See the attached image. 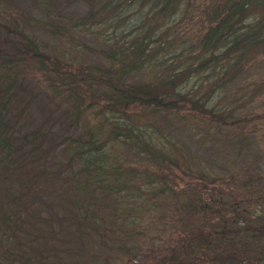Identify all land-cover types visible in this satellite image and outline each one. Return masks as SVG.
<instances>
[{"label":"trees","instance_id":"16d2710c","mask_svg":"<svg viewBox=\"0 0 264 264\" xmlns=\"http://www.w3.org/2000/svg\"><path fill=\"white\" fill-rule=\"evenodd\" d=\"M22 1L0 0V173L28 160L40 175L73 180L72 197L7 182L0 264H264V229L250 221L264 225V212L245 217L241 184L198 169L192 141L221 132L219 142L242 146L248 95L234 91V76L264 48V0L212 4L197 36L172 21L190 0H26L25 10ZM89 34L101 60L68 58L86 51ZM33 113L43 115L34 126ZM243 178L241 188L253 176Z\"/></svg>","mask_w":264,"mask_h":264},{"label":"rangeland","instance_id":"374dc122","mask_svg":"<svg viewBox=\"0 0 264 264\" xmlns=\"http://www.w3.org/2000/svg\"><path fill=\"white\" fill-rule=\"evenodd\" d=\"M190 2L191 5L189 7L184 5L181 10L178 11L176 18H173L172 21L188 35L197 36L202 34L203 29H206L209 24H211V5L213 4L217 8L220 0H207V2H209L208 5H206V1L204 0H190ZM14 4L16 5L17 3L11 1V5L14 6ZM204 4L206 6H204ZM18 6L24 10L30 9V3L26 0H23ZM73 8L82 13L86 9V4L83 2H76ZM36 34L41 41L56 44L60 52L66 47L65 44L58 40L48 29H39ZM106 34L109 36L110 31L107 30ZM187 34L186 36L189 37ZM83 39L86 42V51H78V54L73 55L68 54L67 57L73 58L75 61L83 60L86 61V63L99 62L101 59L95 50H98L101 45L99 41H97L96 36L89 34L88 37H84ZM238 65L241 68V74L236 77L234 76V91L243 98L246 97L244 93L248 95V97H246L247 105L244 109L248 113L243 109L238 110L248 119V121H244L245 126L239 127L238 130L240 129V131L237 132L242 138V146L240 147V144L237 146L235 138L234 147L224 144L223 141L219 142L218 139H222L221 137L224 136L221 132L214 133L217 135L216 138L207 137L208 135L203 137L201 134H198V139L193 138L192 141L193 146L195 145L199 150V154L202 155L200 157L203 163L201 164V168H198L201 169L202 172L206 166H211L226 177L233 175L234 182L231 183L234 185L240 183L241 187H244V174L248 172L252 174L253 178L247 183V187H237L239 188V190H237V195L242 194V197L239 198H246V200L240 201L239 207L241 208L242 205L244 206V209L247 211L245 217L249 218L252 216L256 217L257 213H261L260 215L262 216V212H264V48H257L247 58L242 61L240 60ZM235 72H237V68L234 70V75ZM203 73H207V68L204 69ZM139 78H141L140 74L133 76L135 80ZM49 109L50 108L47 107V110ZM30 117L32 118L30 122L33 124L40 122V118H42L43 115L40 114V116H38L33 113ZM250 117L252 118L251 120H249ZM159 124H164L168 129L167 122L161 121ZM34 125L35 124H33V126ZM174 136L179 138L181 133H174ZM198 141H200L199 144ZM58 158L59 162L65 159L63 154ZM9 174V176H3V174L0 173V191L8 182L7 185H11L13 188L25 194L31 191L30 187H32L33 193L36 194L39 192L40 195L41 192L45 198L49 196L56 200H66L72 197L71 187L73 180L70 179V181L67 182L63 179V176L58 179L40 175L41 173L37 163L30 164L28 160H26V162L17 168L13 174L11 170ZM37 174H39V177H37ZM234 200H236L235 197ZM107 204L110 206L109 202H107ZM109 206V214L106 212L108 222L111 219L112 212ZM238 210L239 209H237L236 212L234 211V220L242 217ZM258 219H260V217L250 220L253 221V227L264 229V225H262ZM241 224L246 225L244 223ZM263 234L264 231H262L260 235ZM5 245L9 246L10 244ZM258 249L259 247H257V250Z\"/></svg>","mask_w":264,"mask_h":264}]
</instances>
